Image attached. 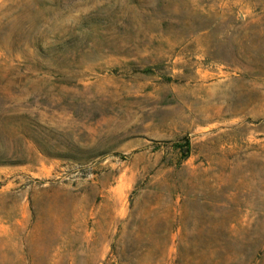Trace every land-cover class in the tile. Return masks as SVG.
Here are the masks:
<instances>
[{"label": "rangeland", "instance_id": "rangeland-1", "mask_svg": "<svg viewBox=\"0 0 264 264\" xmlns=\"http://www.w3.org/2000/svg\"><path fill=\"white\" fill-rule=\"evenodd\" d=\"M0 264H264V0H0Z\"/></svg>", "mask_w": 264, "mask_h": 264}]
</instances>
